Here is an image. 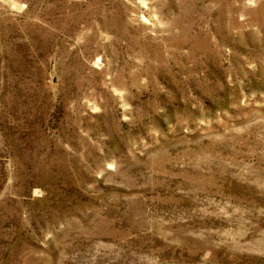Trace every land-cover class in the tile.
Segmentation results:
<instances>
[{"label":"rangeland","instance_id":"1","mask_svg":"<svg viewBox=\"0 0 264 264\" xmlns=\"http://www.w3.org/2000/svg\"><path fill=\"white\" fill-rule=\"evenodd\" d=\"M0 264H264V0H0Z\"/></svg>","mask_w":264,"mask_h":264}]
</instances>
